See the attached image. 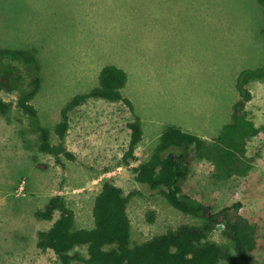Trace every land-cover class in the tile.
I'll return each instance as SVG.
<instances>
[{
  "label": "rangeland",
  "instance_id": "obj_1",
  "mask_svg": "<svg viewBox=\"0 0 264 264\" xmlns=\"http://www.w3.org/2000/svg\"><path fill=\"white\" fill-rule=\"evenodd\" d=\"M0 49L38 53L42 86L32 103L45 127L61 122L63 109L97 87L109 65L130 74L122 93L137 103L132 111L122 101L91 98L72 109L66 146L75 160H69L42 152L35 121L18 107L19 86L0 91L10 105L0 115V264H62L40 246L41 233L61 212L52 220L38 214L61 195L75 211L77 227L93 228L95 199L107 181L125 195L136 192L128 208L134 243L182 224H202L173 208L164 190L139 183L135 168L172 125L196 129L191 133L213 142L232 121L239 76L260 69L242 79L241 88L253 93L244 115L258 133L243 141L238 172L218 178L217 152L192 150L181 185L191 198L225 210L256 264H264V10L258 0H0ZM140 73L144 84L135 81ZM30 75L23 69L24 88ZM136 117L143 120L144 138L126 166L129 123ZM225 229L221 217L210 240L229 245ZM78 251L88 257L86 248Z\"/></svg>",
  "mask_w": 264,
  "mask_h": 264
},
{
  "label": "trees",
  "instance_id": "obj_2",
  "mask_svg": "<svg viewBox=\"0 0 264 264\" xmlns=\"http://www.w3.org/2000/svg\"><path fill=\"white\" fill-rule=\"evenodd\" d=\"M258 2L264 10V0ZM23 69L31 71L27 88L23 87ZM260 70H246L239 76L241 97L233 105L232 121L224 126L223 132L213 142L172 125L161 135L150 158L135 168L139 183L152 190H164L166 200L173 208L201 219L202 224H182L145 242L134 243L128 208L136 192L125 195L121 187L107 181L96 196L93 207L95 226L90 229L77 227L76 213L63 196L52 197L38 217L52 220L56 211H60L61 215L48 231L41 233L40 246L54 251L62 264H73L77 260L86 264H256L241 240L238 225L227 218L226 211L217 212L212 206L184 194L181 183L189 177L191 168L187 159L192 150L197 154H210L212 150L217 152L218 178L228 177L237 171L234 169L235 158L243 150V141L258 133V129L244 115L253 94L241 88L242 79ZM40 71L35 50L0 49V91H11L19 86L20 111L35 121L40 132L42 152L56 158L75 160V154L66 146L69 114L75 107L91 98H104L122 101L135 111L133 102L122 93L129 80L128 73L109 65L102 69L97 87L77 95L63 109L61 122L53 129L45 127L32 103L42 86ZM9 110V103L0 97V115L7 114ZM129 128L131 142L123 157V165L126 166L136 159V151L144 138L140 117L129 123ZM54 136L58 138L57 143L53 142ZM221 217L225 220L229 245L210 240L221 224ZM148 219L155 222L156 212H149ZM81 248L87 249L88 257L81 255L78 251Z\"/></svg>",
  "mask_w": 264,
  "mask_h": 264
},
{
  "label": "crops",
  "instance_id": "obj_3",
  "mask_svg": "<svg viewBox=\"0 0 264 264\" xmlns=\"http://www.w3.org/2000/svg\"><path fill=\"white\" fill-rule=\"evenodd\" d=\"M127 72V71H126ZM128 73V72H127ZM128 76H129V80H128V83H129V81H130V74L128 73ZM134 78H135V81L137 82V80H138V82H139V84H144L146 81H147V79H146V76H144V78H143V76L141 75V73L136 77V75H134ZM138 78V79H137ZM137 82V83H138ZM127 83V84H128ZM253 94V93H252ZM133 98V97H132ZM141 99H139L138 101H140ZM133 104H134V108H135V111L137 110V103H136V98L134 97L133 98ZM141 120H142V118H141ZM142 122H143V120H142ZM177 126V125H176ZM179 127H181L183 130H185V131H187V132H193V131H197L196 129H191V128H185V127H182L181 125L179 126Z\"/></svg>",
  "mask_w": 264,
  "mask_h": 264
}]
</instances>
